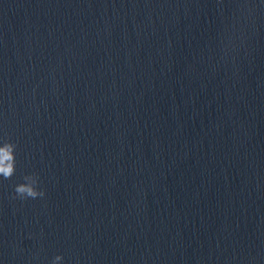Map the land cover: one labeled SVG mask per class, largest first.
Listing matches in <instances>:
<instances>
[{
	"label": "water",
	"instance_id": "obj_1",
	"mask_svg": "<svg viewBox=\"0 0 264 264\" xmlns=\"http://www.w3.org/2000/svg\"><path fill=\"white\" fill-rule=\"evenodd\" d=\"M45 193L0 264H264V0H201Z\"/></svg>",
	"mask_w": 264,
	"mask_h": 264
},
{
	"label": "clouds",
	"instance_id": "obj_2",
	"mask_svg": "<svg viewBox=\"0 0 264 264\" xmlns=\"http://www.w3.org/2000/svg\"><path fill=\"white\" fill-rule=\"evenodd\" d=\"M253 13L252 8H248L244 13L241 10L242 18L247 19ZM16 149L17 144L13 143L10 139L0 138V177L5 180L10 179L16 173ZM22 183L15 185L14 195L11 199H19L26 201L28 199L44 198L46 193L39 187L40 177L36 173L24 175ZM62 255H57L52 260L51 264H62Z\"/></svg>",
	"mask_w": 264,
	"mask_h": 264
}]
</instances>
